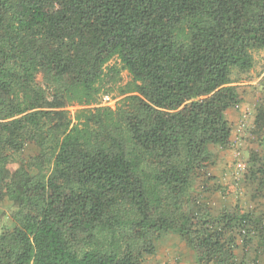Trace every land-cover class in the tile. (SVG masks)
Masks as SVG:
<instances>
[{
	"label": "trees",
	"instance_id": "trees-1",
	"mask_svg": "<svg viewBox=\"0 0 264 264\" xmlns=\"http://www.w3.org/2000/svg\"><path fill=\"white\" fill-rule=\"evenodd\" d=\"M263 49L264 0H0V264H145L164 233L237 264L251 218L190 191Z\"/></svg>",
	"mask_w": 264,
	"mask_h": 264
},
{
	"label": "rangeland",
	"instance_id": "rangeland-1",
	"mask_svg": "<svg viewBox=\"0 0 264 264\" xmlns=\"http://www.w3.org/2000/svg\"><path fill=\"white\" fill-rule=\"evenodd\" d=\"M253 59L252 70H236L232 75L240 102L226 112L230 141L225 146L209 147L211 161L194 179L190 191L191 198L205 206L213 217L238 211L251 218L252 224L240 227L235 235L237 264H264V186L256 173L264 164V132L255 124L258 109L264 107V49L254 51ZM123 79L128 81L127 73ZM110 96L116 101L121 99L115 97L117 93ZM38 154L39 149L30 143L15 160ZM14 211L8 200L0 203V234L13 228ZM156 247V253L146 257L145 264H198L196 254L175 233L162 234Z\"/></svg>",
	"mask_w": 264,
	"mask_h": 264
},
{
	"label": "built area",
	"instance_id": "built-area-1",
	"mask_svg": "<svg viewBox=\"0 0 264 264\" xmlns=\"http://www.w3.org/2000/svg\"><path fill=\"white\" fill-rule=\"evenodd\" d=\"M116 103H117V101L112 96L105 95V96H103L100 105L115 108Z\"/></svg>",
	"mask_w": 264,
	"mask_h": 264
}]
</instances>
